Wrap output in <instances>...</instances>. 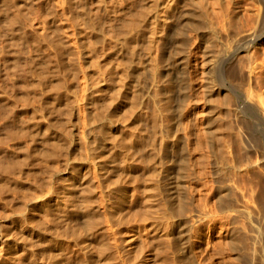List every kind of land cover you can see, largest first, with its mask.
Masks as SVG:
<instances>
[{
  "label": "rangeland",
  "instance_id": "obj_1",
  "mask_svg": "<svg viewBox=\"0 0 264 264\" xmlns=\"http://www.w3.org/2000/svg\"><path fill=\"white\" fill-rule=\"evenodd\" d=\"M162 2L74 0L75 6L71 7L70 0H16L13 11H20V27L16 31L36 32L44 43L47 39L56 40L65 52L61 68L63 91L74 99L75 105L70 117L57 116L56 119L68 118L76 131V134L70 133V138L81 143L75 159L70 160L80 166L73 176L77 178L76 183L87 173L83 164L92 163L89 147L99 146L102 142L100 125L106 118L119 126L116 143L129 160L124 174L126 183L133 189L123 199L117 198L115 189L118 186L114 182L108 186L118 208L129 213L125 223L129 230L126 240L118 232L119 225L109 220L103 205L107 196L94 176L97 214L93 222L87 224L82 215L79 226L65 223L53 227V251L45 254L34 247L37 250L35 263L31 257H25L21 246L23 237L19 236L18 242L14 241V247L18 245L15 261L21 257L23 264H80L81 261L109 264L102 258L99 248L101 242L107 240L114 250L110 264H253L254 230L260 206L252 196L251 186L259 184L253 178L228 175L222 149L210 150L205 130L204 59L219 32L220 15L217 7L215 11L219 12L214 16L211 36L205 10L207 5L218 0H169L173 8L167 18H162L164 21L154 34H150L149 25L145 24L143 28L136 25L132 30L126 29L129 20L139 19L145 4L149 5L147 23L151 24ZM4 10L5 5L0 3L1 31L5 29ZM235 12L242 13L240 9L232 10ZM182 25L184 28L181 29ZM145 31L149 36L142 34ZM127 32H132L135 37L132 50L127 44ZM10 43L6 38L1 41L4 46V50L0 49L3 74L7 68L3 56L11 58L15 52ZM15 47L20 59L28 61L27 67L41 58L28 39L19 40ZM85 49L92 55L95 65L83 57ZM131 55L135 77L129 90L126 70ZM52 67L54 65L50 70ZM93 75L100 85L92 86ZM10 78V86L1 78L0 88L4 86V92L14 100L16 89L12 88V82H17L19 77L11 74ZM54 78L50 72L49 80ZM39 91L42 93L41 88ZM43 91L45 95L52 93L46 88ZM93 94H99V103L90 105L88 97ZM216 94L219 98L224 96L223 93ZM104 100L111 101L106 110L102 106ZM34 104L40 122L47 120L45 109L41 112L42 99L37 97ZM18 107L24 109L23 119L27 118L26 102L19 101ZM9 143L15 147L18 140L4 145ZM34 153L44 158L39 150ZM57 163L60 165L59 160ZM30 166V161L26 160L17 177L35 182L40 188L38 184H43L48 175L42 169L29 175L26 169ZM151 174H155L152 180ZM148 181L155 185V224L148 211ZM22 194L16 198H21ZM45 201L44 197L38 196V205L44 206ZM78 208L82 210L81 205ZM34 213L39 212L36 209ZM15 230L20 233L24 230L20 222ZM61 232L64 234L62 239ZM28 236L32 237V234ZM114 241L119 245L118 250ZM103 255L109 256L108 253ZM6 264L16 263L12 258H6Z\"/></svg>",
  "mask_w": 264,
  "mask_h": 264
},
{
  "label": "bare ground",
  "instance_id": "obj_2",
  "mask_svg": "<svg viewBox=\"0 0 264 264\" xmlns=\"http://www.w3.org/2000/svg\"><path fill=\"white\" fill-rule=\"evenodd\" d=\"M0 3L5 5L2 16L5 29L1 31L0 28V49L4 50V46L1 45L4 38L11 42L12 48H15L11 58L3 56L7 68L4 74L0 69V79L10 86V75L15 74L19 77L17 82H12V88L16 89L14 100L4 92V86L0 88V120H4L0 122V253L1 260L3 259L0 264H6V258H12L16 264H23L21 257L15 261L17 254L15 250L18 251V245L14 247L16 245L14 241L18 242L19 236L23 237L21 246L25 251V257H31L35 263V251L45 254L53 251L52 243L55 241L53 227L65 223H72L74 227L79 226L82 215L85 216L86 223L91 224L97 214L92 180L94 176L98 178L100 188L107 196V199L102 201L109 220L119 225L118 232L126 240L129 237V230L125 223L129 213L118 208L108 187L114 182V185L118 186L115 189L117 198L123 199L128 197L133 189L132 185L126 183L127 177L124 174L129 160L116 143L119 126L115 122L107 121L106 118L103 119L100 125L102 142L99 146L89 147L92 167L89 163H84L83 168L87 173L76 183L77 178L74 179L73 176L78 173L80 166L70 160L75 159L76 153L81 149V143L76 141V138H70V133L76 134V131L74 125L67 121L68 118L56 119L57 116L70 117L75 105L74 99L63 91L61 68L64 49L56 40L47 39L45 43L41 42L36 32H17L16 28L20 27V11H13L16 0H0ZM70 6H75L74 0H70ZM217 7L220 11L219 32L204 59L207 86V105L204 111L207 143L212 152L222 149V160L227 165L225 171L228 175L242 179L253 178L259 184L257 187L251 186L252 196L259 201L260 206L254 230L253 264H264V0H218L207 5L205 13L211 36L214 16L219 12L215 11ZM172 8L169 0H163L157 9L158 13L151 24H148L149 5H142L139 19L129 20L126 29L132 30L136 25L143 28L145 24L149 25L150 34H154L164 21L162 18H167ZM234 9H240L241 15L238 12L232 13ZM185 14L188 15L187 12ZM142 34L149 36L147 31ZM127 36V44L132 50L136 43L135 37L132 32H127ZM22 39L30 40L34 50L41 55L40 61H32L29 67L28 61H22L16 51L15 44ZM83 57L95 65V60L87 49L83 51ZM54 59L56 63L53 64ZM127 64V87L130 90L135 77L132 55ZM51 65L54 67L50 70ZM50 72L55 77L51 81ZM91 80L92 86L97 83L100 85L95 75ZM39 88L42 89V93ZM43 88L49 89L52 93L45 95ZM217 92L223 93L224 96L219 98ZM98 95L88 97L87 103L90 105L99 103ZM37 97L42 99L41 112L43 113L45 109L44 116L48 118L44 122H40L34 104ZM19 101L26 102L25 111L29 113L27 118L23 119L24 109L18 107ZM102 106L103 110H106L111 106V101L104 100ZM15 139L18 140L17 146L13 147L11 142L7 146L4 145ZM71 146L74 147V151ZM37 150L44 158L34 153ZM26 160L31 163L26 169L29 175H35L41 169L47 173L48 177L43 184H38L40 188L35 182L17 177L18 172L24 169ZM45 160L46 163H43ZM58 160L60 165L57 163ZM109 173L113 176V181ZM154 178L155 174H151L150 180ZM42 186H45V192ZM19 191L23 194L18 199L16 196L21 193ZM147 191L150 201L149 217L154 219L155 224L157 223L155 185L151 181H148ZM40 195L46 200L44 206L37 203ZM79 205L82 206V210L78 208ZM36 209L39 213H34ZM19 222L24 229L21 233L15 230ZM28 234H32V237ZM59 236L62 239L64 234L61 232ZM114 242L115 249L118 250L119 245ZM29 244L32 246H28ZM99 248L102 251V258L110 264L114 250L110 248L109 242L102 241ZM103 253H108L109 256L105 257ZM80 264L85 263L81 261Z\"/></svg>",
  "mask_w": 264,
  "mask_h": 264
}]
</instances>
